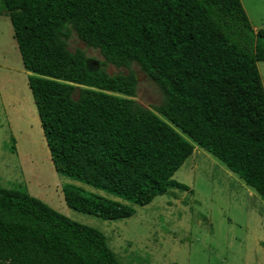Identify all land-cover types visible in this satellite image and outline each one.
<instances>
[{
  "label": "trees",
  "instance_id": "obj_1",
  "mask_svg": "<svg viewBox=\"0 0 264 264\" xmlns=\"http://www.w3.org/2000/svg\"><path fill=\"white\" fill-rule=\"evenodd\" d=\"M3 11L55 170L132 203L68 184L70 208L118 220L190 190L173 175L193 143L264 198V29L241 0H0ZM72 29L106 62H137L165 94L156 112L134 100L133 71L69 51ZM0 264L123 263L99 230L0 183Z\"/></svg>",
  "mask_w": 264,
  "mask_h": 264
},
{
  "label": "rangeland",
  "instance_id": "obj_2",
  "mask_svg": "<svg viewBox=\"0 0 264 264\" xmlns=\"http://www.w3.org/2000/svg\"><path fill=\"white\" fill-rule=\"evenodd\" d=\"M254 30L264 29V0H241ZM69 51L105 62L109 75L133 71L136 100L154 112L165 101L162 88L137 62L116 67L99 48L88 46L72 29ZM264 86V61L257 63ZM13 37L9 16L0 14V183L22 188L59 213L102 232L123 264H264V198L196 143L173 179L190 190L169 188L135 213L106 220L70 208L64 186L129 203L57 172L53 166L36 105ZM188 138V137H187ZM190 140V139H189Z\"/></svg>",
  "mask_w": 264,
  "mask_h": 264
}]
</instances>
